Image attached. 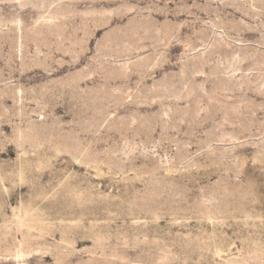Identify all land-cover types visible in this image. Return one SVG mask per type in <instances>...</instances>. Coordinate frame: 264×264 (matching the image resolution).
Returning a JSON list of instances; mask_svg holds the SVG:
<instances>
[{"label":"rangeland","instance_id":"374dc122","mask_svg":"<svg viewBox=\"0 0 264 264\" xmlns=\"http://www.w3.org/2000/svg\"><path fill=\"white\" fill-rule=\"evenodd\" d=\"M0 264H264V0H0Z\"/></svg>","mask_w":264,"mask_h":264}]
</instances>
